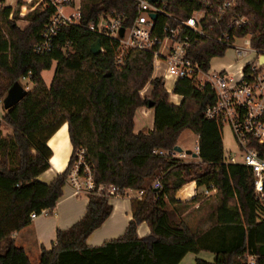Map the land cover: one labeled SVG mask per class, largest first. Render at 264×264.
I'll return each instance as SVG.
<instances>
[{
  "label": "trees",
  "instance_id": "trees-1",
  "mask_svg": "<svg viewBox=\"0 0 264 264\" xmlns=\"http://www.w3.org/2000/svg\"><path fill=\"white\" fill-rule=\"evenodd\" d=\"M236 2L229 18H247L251 25L241 35L251 34L253 46L264 51V0ZM166 4L178 20H187L200 8L188 0H166ZM109 12L125 13L130 25L136 3L81 0L80 25L63 28L46 55L35 52L55 14L46 0L20 1L15 11L6 8L0 13V103L15 83L28 80L32 85L26 98L3 117L11 134L0 132V264H32L13 236L31 224L33 215L56 209L81 150L93 167L96 190L87 196L85 216L70 229L58 231L52 250H43L40 264H180L188 255L204 252L214 255V263L197 259L196 264H264V207L255 198V176L244 165L226 164L222 128L205 117L215 94L179 81L174 93L183 100L174 106L164 80L153 79L151 54L132 51L118 67V42L88 29ZM18 21L28 25L22 29ZM157 25L161 27L163 21L159 19ZM98 41L103 52L95 56L92 47ZM193 50V58L204 68L212 58L225 54L204 39ZM54 66L47 85L43 74ZM81 82L84 91L78 94L73 87ZM149 85L151 94L143 98L141 92ZM141 108L154 109V129L136 134L135 117ZM66 124L73 147L69 166L51 184L42 183L39 178L50 169L53 156L48 142ZM185 131L199 137L198 162L153 154L175 150ZM255 147L264 159V145ZM157 180L162 191L153 189ZM191 183L216 189L220 195L215 223L202 234L193 231L176 209L199 203L198 196L181 200V191ZM100 186L145 195L131 201L133 219L122 238L90 247L89 238L114 211V198L99 194ZM144 223L151 233L140 238L138 229Z\"/></svg>",
  "mask_w": 264,
  "mask_h": 264
},
{
  "label": "built area",
  "instance_id": "built-area-1",
  "mask_svg": "<svg viewBox=\"0 0 264 264\" xmlns=\"http://www.w3.org/2000/svg\"><path fill=\"white\" fill-rule=\"evenodd\" d=\"M20 1L31 3L34 0ZM46 1L48 7L55 9V14L45 26L35 48L38 55L53 51L55 39L63 28L81 23V6L73 14L66 15L63 8L69 6L71 0ZM134 1L137 13L130 25H127L125 13L109 12L93 21L88 29L98 36L118 42V67L132 51L149 53L153 56V79H162L164 84L169 78L177 83L189 81L197 91L209 89L215 94V103L207 108L205 117L218 123L221 128L225 125L231 127L244 160L238 163L232 157L226 159V164H241L251 169L255 176L256 201L264 207V159L255 147V144L264 145V51L253 46L251 34L241 35L250 27V21L244 17L229 18L237 6L236 0H188L199 3L200 8L193 11L187 20H178L171 15L166 0ZM6 8H10L9 0H0V13ZM153 14L157 16L156 21L152 18ZM159 19L161 23L163 21L161 27L157 25ZM202 39L223 48L225 53H234L239 61L244 62L243 66L239 70H230L233 67L230 66L221 73L210 72V65L204 68L193 58L194 46L200 44ZM149 87L141 92L143 98ZM199 152L198 145L195 153ZM153 154L179 160L188 157L174 150H156ZM68 183L76 197L88 196L96 190L93 167L86 160L85 150L78 152ZM153 189L163 190L160 180L153 184ZM97 191L114 199L125 195L114 186H100ZM213 193H217V190L205 189L206 196ZM144 195V191L138 192L137 199L141 200Z\"/></svg>",
  "mask_w": 264,
  "mask_h": 264
},
{
  "label": "crops",
  "instance_id": "crops-1",
  "mask_svg": "<svg viewBox=\"0 0 264 264\" xmlns=\"http://www.w3.org/2000/svg\"><path fill=\"white\" fill-rule=\"evenodd\" d=\"M19 1L20 0H9L10 9L14 11ZM80 6L81 0H71V4L67 7L77 8ZM12 16L13 14L10 18H12ZM25 23L27 26L28 23ZM18 26L22 28L19 24ZM179 97L181 102H177V105H174L171 103L172 101H170V104L180 106L183 99L181 96ZM154 123V109H139L135 117V133L139 134L141 132L147 133L153 131ZM4 127L5 126L3 125L0 126V132L3 131ZM48 146L53 153L50 160V169L39 178V180L45 184H51L59 175L63 174L69 166L73 147L70 141L69 127L67 124L63 125L49 140ZM197 191L198 188L194 184L190 186V190L183 189L181 191V200L183 202L192 200L195 198ZM133 193L136 195H132ZM137 194L138 192L136 191H127L122 198L112 200V205L114 207L113 214L110 219L89 238L88 245L90 247H100L107 242L118 240L125 235L127 227L133 219L131 201L137 198ZM219 206L220 202H217L215 209L217 210ZM87 207V195H81L78 197L74 196L73 190L68 183L64 188V197L58 203L54 211L46 212L40 216L33 215L31 224L13 236L16 245L25 250L32 264H40L43 250H52L58 231L68 230L78 223L85 216ZM176 209L184 222L195 232H199L200 234L205 233L214 225L206 218L204 212L200 211L201 205L199 203L196 205L190 204L177 206ZM150 233V228L145 223L138 229V235L140 238H146ZM189 256L190 255H188L180 264L186 263L185 261ZM212 259L214 260V256L209 259V261ZM196 260L197 258L190 263L188 262V264H196Z\"/></svg>",
  "mask_w": 264,
  "mask_h": 264
},
{
  "label": "rangeland",
  "instance_id": "rangeland-1",
  "mask_svg": "<svg viewBox=\"0 0 264 264\" xmlns=\"http://www.w3.org/2000/svg\"><path fill=\"white\" fill-rule=\"evenodd\" d=\"M17 8V6H16ZM14 9V11L16 10ZM76 7H67L64 8V13L66 15H71L75 12ZM13 18V17H12ZM10 18V19H12ZM20 25L22 28L26 26L25 21L21 22L18 21L17 25ZM244 62H241L238 60L236 55L232 52H226L223 56L221 57H214L211 59L209 65H210V72L212 73H221L223 71H226L230 66H233L232 69L230 70H239L243 66ZM54 68L49 71L45 72L43 74L44 80L47 82L49 85L54 77ZM20 84L29 92L32 89V85L29 84L28 80H21ZM84 84L85 83H80L77 84L76 86L73 87V91H78V94H82L84 91ZM177 81L173 78L167 79L165 89L169 95V101H172L171 103L174 105H177V102H181V99L179 96H177L174 91L176 87ZM151 87H149L146 92L144 93V96H150L151 94ZM6 110L4 108L3 101L0 103V126L3 125V117L5 116ZM3 136H7L11 134V129L7 126L4 127L3 131H1ZM222 139H223V145H224V152H225V158L230 159L232 157L236 158L238 163H242L244 160L243 154L239 151L236 139L234 137L233 131L230 126L225 125L222 128ZM199 144V139L198 137L191 131H185L179 140L178 146L181 147L184 151H192L195 153L196 148ZM179 160V159H176ZM185 163H191L193 161L198 162L199 160H194L191 157H186L182 159ZM158 181V180H157ZM156 181H153L152 185ZM193 183L187 185L184 189H190V186H192ZM136 195V194H132ZM198 196L199 199V204L201 205V210L204 212L206 218L211 221L212 224L215 223V214H216V204L217 202H220V195L219 193H213L210 196H206L205 194V189L203 188H198V191L196 192V196ZM123 197V196H122ZM119 199V198H118ZM214 255L209 254V253H203L200 256L196 255H190L187 260L185 261L188 264V262H192L195 258L197 259H202L208 263H214V260L212 259L209 261V259L213 258Z\"/></svg>",
  "mask_w": 264,
  "mask_h": 264
},
{
  "label": "water",
  "instance_id": "water-1",
  "mask_svg": "<svg viewBox=\"0 0 264 264\" xmlns=\"http://www.w3.org/2000/svg\"><path fill=\"white\" fill-rule=\"evenodd\" d=\"M151 2H154V0H150ZM153 20H157V16L155 14L152 15ZM124 35V29L121 30V36ZM103 52L101 42L98 41L93 47H92V53L95 56L100 55ZM28 95V91L20 84L15 83L11 89L8 91V94L6 98L3 100L4 108L6 111H9L13 108H15L18 104H20ZM178 154H185L188 157H191L194 160H199L200 156L199 154H196L192 151H184L181 147L177 146L174 150Z\"/></svg>",
  "mask_w": 264,
  "mask_h": 264
}]
</instances>
